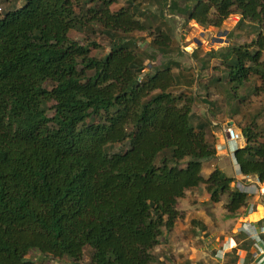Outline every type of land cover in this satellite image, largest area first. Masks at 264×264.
Returning <instances> with one entry per match:
<instances>
[{
  "label": "trees",
  "instance_id": "16d2710c",
  "mask_svg": "<svg viewBox=\"0 0 264 264\" xmlns=\"http://www.w3.org/2000/svg\"><path fill=\"white\" fill-rule=\"evenodd\" d=\"M160 1L114 9L116 0H1L0 264H43L48 254L81 264L86 246L87 264H165L158 248L187 191L213 204L228 193L235 204L226 217L238 215L251 196L216 166L202 175L216 162L219 126L197 103L239 115L235 159L242 175L264 183V103L243 107L264 95V0H169L212 30L239 15L227 38L254 36L224 52L194 49L198 69L161 52L180 44ZM75 27L80 40L69 37ZM231 57L216 79L223 94L195 97L209 61ZM228 255L224 264H237Z\"/></svg>",
  "mask_w": 264,
  "mask_h": 264
},
{
  "label": "crops",
  "instance_id": "0c3cea01",
  "mask_svg": "<svg viewBox=\"0 0 264 264\" xmlns=\"http://www.w3.org/2000/svg\"><path fill=\"white\" fill-rule=\"evenodd\" d=\"M162 1H167V6L166 7L163 6L164 11L167 12L168 9L170 8L169 6L170 1L169 0H162ZM176 13L179 15L177 16L179 20L181 19V17L187 16L185 14L178 13L177 11ZM187 18L190 19L188 16ZM192 21L194 20L192 19ZM234 22L235 20H232V26ZM230 29L231 27L228 28L227 32ZM218 35L219 37H222V39H224V41L226 42V43L224 42V47H221L218 50H215V48L212 47L211 43H210L211 44L210 46H207L208 43L204 40V38H200V40L198 41H193L192 39H188V42L192 45V47L190 48L189 51L182 50L181 53H179V55L180 54L186 55L188 57L187 59L191 61L190 63H184V64L186 66L189 64V68H190L192 61H193L192 68L198 69L200 67L201 63L194 62V60L190 57L191 53L196 48H202L204 50L211 49L214 52H224L226 48L228 47L227 34H209V37L213 40L218 39L219 45L223 46V43H221V39L217 37ZM249 36H250V39L254 37L253 35H249ZM250 39L248 40L244 38L242 40V37H241L240 40L238 39L235 40V38H231L230 40L233 43L235 41H239V43H241L243 41L249 42ZM177 40L179 41V44L181 45L182 41L180 40V37L179 39L177 37ZM205 45L207 47H205ZM179 55H176V57ZM233 57L229 58L228 60L218 58L217 61L220 62L219 64L217 62H214L215 58L209 61L208 67L204 70H209L210 74H207L205 78V82L202 80V83H201V82H198V79L202 77V74L203 76L205 75V73L201 71L200 77L197 78L194 88H193L194 93L198 92L197 94L198 96L194 94L195 97L197 98L213 97L215 95L213 93V90L215 88L219 90L220 92L219 94L218 93L216 94L217 96H221L223 94L224 89H225V83L220 82L219 80L217 81L216 79L219 78V76H221L222 67H224L225 65L232 64ZM213 66H218V69L217 70L213 69ZM250 87H252V85L246 88V91L248 93H250V90H249ZM255 98L256 96L254 95L249 96V98H247V100L245 101V104H243V107L248 108L250 104L253 103ZM199 107H202L204 111H208L207 106L205 107V104L197 103L195 107L197 109L196 110L197 114L201 116H205V113L201 112ZM208 116L210 117V118L208 117V120L212 124L219 126L217 131H215V136L217 139V143H216L217 159L215 160L216 162L210 163L208 166L210 165L216 166L220 171L224 172L226 176L234 178L236 181H240L243 183L246 182L243 176L235 177L236 166H235V162L233 159L234 153L232 155L229 150H225L222 148V146L226 143L225 137H224V131L227 126L232 127L238 134V138H237L238 145L237 146L239 147L244 144L243 137L240 134L239 125H240L241 119L239 118V115H233L227 107H223L221 109V113L213 114L210 112V115L208 114ZM189 194L191 195L193 200L197 199L198 201L202 200V198L207 197V196H204V194H207L206 192H203V193H199V192L190 193L189 192ZM193 200L191 199V201ZM176 201L178 200L176 199ZM250 204L253 206L252 210H249ZM190 209H187V216H185V217H188L189 219L188 221H190L191 229H188V230L192 234L191 237L194 238L199 243L194 245L193 242H191V240L182 239V240L176 241L175 240L176 238L173 236L168 238L167 242L164 243L163 247L158 248V251L161 254V259L162 261L165 262V264H184L186 260H191L192 262L191 264H198V262H200V264H224V263H228L231 259V257L228 254H233V255L238 256L237 264H264V243L262 241H258L254 239H248L244 241L242 236L240 237L238 235H235V234H238L242 230L251 232L252 229H255L259 236L262 235L261 232L264 231V194H261V195L257 194V195L251 196L250 200L244 203L240 207L239 214L236 216L226 217L224 220L220 221L219 223L215 217L216 222H217V224L215 223L214 225L215 228H209L208 226L207 228H203L204 223L198 222V219L194 216L198 224H197V227H194V230H192L191 218L193 217V213H195V210L190 211ZM193 209H196V208H193ZM186 226L187 225H185V227ZM234 235L239 239L237 240L239 241L238 242L239 245L234 246L233 248H231L230 252L225 253L223 251L225 242L227 238L234 236ZM197 238H199L200 240H197ZM205 240H211L212 241L211 245L207 246L205 244ZM244 243H246L247 245V250H248L247 252L241 251L239 249V247L240 248L244 247ZM235 248H237L236 251L233 250Z\"/></svg>",
  "mask_w": 264,
  "mask_h": 264
},
{
  "label": "rangeland",
  "instance_id": "374dc122",
  "mask_svg": "<svg viewBox=\"0 0 264 264\" xmlns=\"http://www.w3.org/2000/svg\"><path fill=\"white\" fill-rule=\"evenodd\" d=\"M73 1H74L75 5L78 3V0H73ZM124 1L125 0H116V2H114L111 6L114 9L115 8H119L120 6H122L124 4ZM82 4L83 3H81V5ZM1 6H2V4H1V0H0V8H1ZM158 6H160L162 8H164L163 6L166 7L167 6V1H160L158 3ZM175 13H176V11H175ZM174 15H175L174 18H171L169 16V14H167V12H166V16H167L166 19L169 20V23H170L171 27L173 28V31H174V34H175L176 38L178 37V39H179V37H180V40L182 42H181L180 47L176 51H174L173 49H171L169 47L161 48V52L163 54H165V55H167V56H169L171 58H177L176 55H179V53H181L182 50L189 51L188 49L185 48V46L183 44L184 39H186V40L192 39L193 41H198V40H200V38H204V40L208 43L207 46H210L212 44V47H214L215 50H218L221 47H224V42L225 41H224V39H222V37H219V35L217 36L219 39H221V43H223V46H220L219 45V40L218 39H214V40L211 39L209 37V34H226L228 28L232 27V21L230 19L231 17H229L228 19H226L224 21V23H223L221 28L212 30L213 28L211 29V28L201 27L198 23L192 21V19H188L187 16H183L179 20V18L177 17L179 15L177 13L174 14ZM180 21H181V27L178 28V23ZM80 29H81L80 27L79 28L75 27L74 29H72L71 32L69 33V37L75 38V39L77 38V40H80V37H79ZM196 38H197V40H196ZM230 39H228V44L227 45H230L232 43V41ZM242 43H247V42L243 41ZM207 46L205 45V47H207ZM104 52H105V49H102V48L95 50V53L98 54V55H102V54H104ZM263 56H264V54H263ZM217 60H218V58H215L214 62H217L219 64L220 62L217 61ZM232 60H234V59H232ZM192 64H193V61H192ZM192 64H191V67L193 66ZM182 66L185 67V69L189 68V65L185 66V65L182 64ZM202 72L205 73V75L203 76V74H202V77L200 79H198V82H201V83H202V80L205 82L206 75L210 74L209 70H204L203 69ZM146 80H147V78L144 77L139 82H144ZM213 93L215 95L213 97H210V98L216 97L217 96L216 94L217 93L219 94L220 92H219V90H217L215 88L213 90ZM242 93H246V91L243 90ZM194 94L197 95L198 92L194 93ZM258 102L264 103V95L261 94L259 96H256V98L253 101V103H258ZM196 105H195V107H196ZM205 107H206V105H205ZM199 108H200L201 112L205 113L206 117H209L208 114L210 115V112L204 111L202 109V107H199ZM195 110H197V109L195 108ZM214 134H215V132H214ZM213 167H214L213 165H210L208 167L206 166L203 169L202 175L204 176V178L208 177V174H210V172L212 171ZM210 169H211V171H210ZM204 196H207V197L202 198V200H200V201H198L197 199L193 200V198L189 194V191H187L186 195H184L181 198H177L178 201H176L175 207L178 210V218L176 220V226H175L174 230L169 233L168 238L173 236V237L176 238L175 239L176 241L182 240V239L191 240V242H193V244L196 245L199 242H197L194 238L191 237L192 234L188 230V229H191V226H190V221H188L189 220L188 217H185V216H187V209L192 208V209H190V211L191 210H193V211L195 210V213H193V217L195 216L198 219V222L204 223V225L208 226L209 228H215V226H214L215 222H214L213 218L210 217V215L208 214L209 207H211L212 210L214 211V215H215V217H216V219H217V221L219 223L220 221H222V220H224L226 218V215L229 214L231 207L234 206V204H235V202L230 198L228 193L221 195L220 200L218 202H215L214 204L212 202L208 201V194H204ZM186 198H188V199H186ZM191 199L193 201H191ZM193 208H196V209H193ZM233 211H235V210H233ZM238 211H239V209L237 210V212ZM216 224H217V222H216ZM185 225H187V226L185 227ZM197 240H200V239L197 238ZM163 245H164V243L162 245H160L159 248L163 247ZM233 250L236 251L237 248H235ZM91 251H92V248L90 246H86L85 247V249H84V258H83V261L81 262V264H87V261L89 259ZM27 256L35 261V259H38L40 254L36 253L34 251H30V252H28ZM109 258L113 259V257L111 255H109ZM73 262H74V260H72V259L65 258V257H57V256H53L51 254L45 255L43 257V260H42L43 264H74Z\"/></svg>",
  "mask_w": 264,
  "mask_h": 264
},
{
  "label": "built area",
  "instance_id": "2783aa9c",
  "mask_svg": "<svg viewBox=\"0 0 264 264\" xmlns=\"http://www.w3.org/2000/svg\"><path fill=\"white\" fill-rule=\"evenodd\" d=\"M224 137H225L226 143L222 146V148L225 150H229L231 154L233 155V152L237 148V145H238L237 144L238 134L232 127L227 126L224 131ZM233 159H234V155H233ZM234 162L236 166L235 177L243 176L246 181L244 183L240 181H236V187L239 189V191L249 196H253L257 194L258 195L264 194V183L260 180V178L257 176H252V175H242L238 162L235 159H234ZM252 209H253V206L250 204L249 210H252ZM261 233L262 235L259 236L257 231L255 229H252L251 232L242 230L238 234H235V235H238L240 237L242 236L244 241L248 239H254V240L262 241L264 243V231H262ZM235 235L227 238L224 249H223L225 253L230 252L231 248L239 245L238 244L239 241H237L239 239ZM211 242H212L211 240H205V244L207 246L211 245ZM239 249L244 252L248 251L246 243H244L243 248L239 247Z\"/></svg>",
  "mask_w": 264,
  "mask_h": 264
},
{
  "label": "bare ground",
  "instance_id": "6f19581e",
  "mask_svg": "<svg viewBox=\"0 0 264 264\" xmlns=\"http://www.w3.org/2000/svg\"><path fill=\"white\" fill-rule=\"evenodd\" d=\"M167 14H169V16L171 18H174V16H175L174 14H176V13H175L174 10L168 9ZM180 27H181V21L178 23V28H180ZM183 44H184L185 48L188 49V50H190V48L192 47V45L186 39H184ZM170 48L173 49L174 51H176L178 49L177 47H170ZM187 58L188 57L186 55H183V57H180L179 60L182 63H190L191 61L189 59H187Z\"/></svg>",
  "mask_w": 264,
  "mask_h": 264
},
{
  "label": "clouds",
  "instance_id": "9594fccd",
  "mask_svg": "<svg viewBox=\"0 0 264 264\" xmlns=\"http://www.w3.org/2000/svg\"><path fill=\"white\" fill-rule=\"evenodd\" d=\"M169 9H172V8H169ZM173 10H175V9H173ZM176 11H177V10H176ZM164 12H165V11H164ZM165 15H166V12H165ZM166 17H167V16H166ZM239 17H240L239 15H234V16H232V17L230 18L231 21H232V20H235L233 26L235 25V23H236V21L238 20ZM167 20H168V19H167ZM168 21H169V20H168ZM233 26H232V27H233ZM232 27H231V28H232ZM227 33H228V32H227ZM227 33H226V34H227ZM233 153H234V152H233ZM234 159H235V156H234ZM235 160H236V159H235Z\"/></svg>",
  "mask_w": 264,
  "mask_h": 264
}]
</instances>
